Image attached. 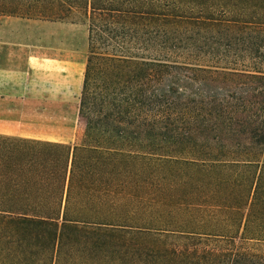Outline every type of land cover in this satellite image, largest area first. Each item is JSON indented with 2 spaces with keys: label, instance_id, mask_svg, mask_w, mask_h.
<instances>
[{
  "label": "trees",
  "instance_id": "1",
  "mask_svg": "<svg viewBox=\"0 0 264 264\" xmlns=\"http://www.w3.org/2000/svg\"><path fill=\"white\" fill-rule=\"evenodd\" d=\"M88 19L81 140L0 134V264H264V0H31Z\"/></svg>",
  "mask_w": 264,
  "mask_h": 264
},
{
  "label": "crops",
  "instance_id": "2",
  "mask_svg": "<svg viewBox=\"0 0 264 264\" xmlns=\"http://www.w3.org/2000/svg\"><path fill=\"white\" fill-rule=\"evenodd\" d=\"M82 28L0 13V134L71 142L70 126L52 120H69L82 93L90 56Z\"/></svg>",
  "mask_w": 264,
  "mask_h": 264
},
{
  "label": "rangeland",
  "instance_id": "3",
  "mask_svg": "<svg viewBox=\"0 0 264 264\" xmlns=\"http://www.w3.org/2000/svg\"><path fill=\"white\" fill-rule=\"evenodd\" d=\"M31 0H0V13H9V11H16L19 9V3H26ZM66 21L79 23L82 25V29H84L87 33L88 31V19L84 16V14L80 13L79 11L74 12ZM81 34V33H80ZM80 106H81V96H78L75 104L72 105V109L69 110L70 118L69 120H52L54 123L55 128L60 130L61 127L70 126L69 129L73 130V133L67 140H70V144L78 143L83 135L84 131V121L83 118L80 117ZM57 113H53L56 115ZM68 123V125H66ZM65 124V125H64ZM46 127H49L46 126Z\"/></svg>",
  "mask_w": 264,
  "mask_h": 264
}]
</instances>
